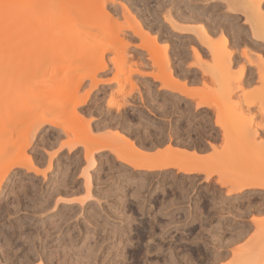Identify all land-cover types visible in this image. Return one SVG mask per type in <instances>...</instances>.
<instances>
[{"label":"rangeland","instance_id":"374dc122","mask_svg":"<svg viewBox=\"0 0 264 264\" xmlns=\"http://www.w3.org/2000/svg\"><path fill=\"white\" fill-rule=\"evenodd\" d=\"M0 264H264V0H0Z\"/></svg>","mask_w":264,"mask_h":264},{"label":"bare ground","instance_id":"6f19581e","mask_svg":"<svg viewBox=\"0 0 264 264\" xmlns=\"http://www.w3.org/2000/svg\"><path fill=\"white\" fill-rule=\"evenodd\" d=\"M180 90L182 91V93H190L189 91V89H183V87H180ZM189 90V91H188ZM227 92H231V91H227ZM202 104H204V105H207V106H211L212 104H213V100H211V99H209V100H206L204 103H202ZM237 117V118H236ZM235 118H236V121H238V119H240L241 118V115L240 114H237L236 116H235ZM221 120V119H220ZM218 118H217V120H216V124L217 125H219L220 126V128H221V130H222V132H223V136H224V139H225V141H226V143H228V141H230L231 140V138L228 136L229 135V127H228V125H225L224 123H223V121H220ZM227 129H228V131H227ZM252 135V137L254 138V136H255V134H256V131H254L253 133H251ZM183 152V151H182ZM185 152V151H184ZM181 153V152H180ZM188 153V152H187ZM186 153V154H187ZM192 153V152H191ZM190 153V156L192 155ZM182 154H184V153H182ZM185 155V154H184ZM177 161V159L175 160V166H176V168L177 169H179L180 171H182V172H192V171H195V170H193L192 168H191V166L189 165V164H184V163H186V161H184V163L182 162H176ZM137 165V164H136ZM251 184L253 185V183H250V185L249 186H251ZM238 185V184H237ZM240 185V184H239ZM238 185V186H239ZM255 185V184H254ZM236 188H238V187H236ZM235 188V189H236ZM241 188V186L238 188V189H240Z\"/></svg>","mask_w":264,"mask_h":264},{"label":"crops","instance_id":"0c3cea01","mask_svg":"<svg viewBox=\"0 0 264 264\" xmlns=\"http://www.w3.org/2000/svg\"><path fill=\"white\" fill-rule=\"evenodd\" d=\"M248 83V82H247ZM256 82H252V84L251 85H254ZM258 84H260L259 82H258Z\"/></svg>","mask_w":264,"mask_h":264}]
</instances>
